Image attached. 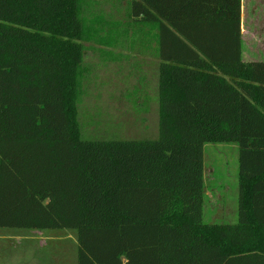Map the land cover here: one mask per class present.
I'll return each mask as SVG.
<instances>
[{
  "label": "trees",
  "instance_id": "16d2710c",
  "mask_svg": "<svg viewBox=\"0 0 264 264\" xmlns=\"http://www.w3.org/2000/svg\"><path fill=\"white\" fill-rule=\"evenodd\" d=\"M82 0H0V229L76 231L77 264H264V61L241 0H133L158 29V137L80 134ZM83 37V38H82ZM239 150L238 220L204 222V146Z\"/></svg>",
  "mask_w": 264,
  "mask_h": 264
},
{
  "label": "rangeland",
  "instance_id": "374dc122",
  "mask_svg": "<svg viewBox=\"0 0 264 264\" xmlns=\"http://www.w3.org/2000/svg\"><path fill=\"white\" fill-rule=\"evenodd\" d=\"M89 11L91 12V8H83L81 14V29L87 33V37H82L81 42L84 48L78 100L81 136L89 140L156 139L159 120L158 76H150L147 88L149 96L143 97L138 88V83L142 82L139 79L141 74L134 62H126L121 56H115L120 48L134 52L137 41L123 39L120 35L113 39L110 34H120L124 28L107 25L104 18L99 20L102 23L95 24ZM111 48L115 53L109 52ZM125 63H128V68ZM238 159L239 150L236 144L204 146L205 223L237 222ZM31 231L34 230L0 229V264H26L30 248L25 241L20 244L16 239ZM41 232L45 233L43 239L47 244L45 247L41 246L42 248L38 246L39 252L34 249L35 256L46 259V264H52L48 257L58 250V262L55 264H77L76 231ZM60 246L64 249L62 255Z\"/></svg>",
  "mask_w": 264,
  "mask_h": 264
},
{
  "label": "crops",
  "instance_id": "0c3cea01",
  "mask_svg": "<svg viewBox=\"0 0 264 264\" xmlns=\"http://www.w3.org/2000/svg\"><path fill=\"white\" fill-rule=\"evenodd\" d=\"M132 1L133 0H82L81 5L82 10L87 7L88 10L91 8L89 14L91 15L92 22L94 21L95 24L102 23L99 20L104 18V23L107 25L124 28L120 34H110L113 39L117 35H120L123 39L127 38L129 41L135 39L137 41L136 50L134 52L124 51V48H120L116 51L117 54L115 56H121L126 59V62H134L138 73L141 74L140 76L142 77H139L142 82L138 83V88H140L143 94L142 96L144 97L149 96L147 88L149 86L150 76L156 78L158 76L159 82L160 60L158 58V29L153 24L133 21L131 19L130 3ZM102 9H104V13H102ZM128 30L129 32H127ZM126 33H128V35ZM241 33L243 40V60L245 62L264 61V0H241ZM248 44L249 48H247ZM109 52L115 53L113 48H111ZM129 52H132V54ZM120 62H122V60ZM128 66V63H125V67L128 68ZM41 231L43 230L27 232L26 236H21L16 239L20 244L25 241L26 246L30 248V254L26 257V264H46L44 262L46 259L34 255V249L39 252L38 246L42 248L47 244L43 239L45 233ZM77 245L78 243L76 241V246ZM60 247L62 250L60 254L62 255L64 249L62 246ZM57 252L58 250L48 257L51 258V260L48 259V261H51L52 264L58 262Z\"/></svg>",
  "mask_w": 264,
  "mask_h": 264
}]
</instances>
